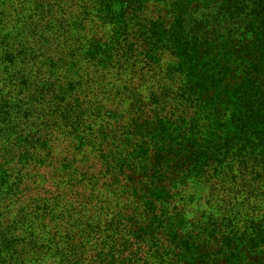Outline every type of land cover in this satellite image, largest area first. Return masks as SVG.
Masks as SVG:
<instances>
[{
	"label": "trees",
	"instance_id": "16d2710c",
	"mask_svg": "<svg viewBox=\"0 0 264 264\" xmlns=\"http://www.w3.org/2000/svg\"><path fill=\"white\" fill-rule=\"evenodd\" d=\"M0 264H264V0H0Z\"/></svg>",
	"mask_w": 264,
	"mask_h": 264
}]
</instances>
